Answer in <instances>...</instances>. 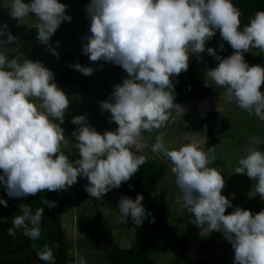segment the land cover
<instances>
[{
    "label": "clouds",
    "instance_id": "1",
    "mask_svg": "<svg viewBox=\"0 0 264 264\" xmlns=\"http://www.w3.org/2000/svg\"><path fill=\"white\" fill-rule=\"evenodd\" d=\"M66 7L60 0H11L8 12L18 21L34 13L38 21L35 38L58 57L49 40L62 21H71ZM86 12L90 34L82 44V54L93 62L118 65L127 74L113 86L110 97L99 102L101 111L107 110L117 127L101 134L87 122L86 115L72 116L70 122L79 126L71 134L79 158L69 160L61 151L65 142L61 124L70 101L58 88L53 72L40 61L19 56L9 59L0 52V184L9 197L66 189L78 177H86L84 190L101 199L128 181L145 162L144 155L130 150L133 146L140 150L142 132L160 128L173 109L184 112L174 103L171 77L187 71L190 53L204 52L206 41L217 31L233 52L221 57L216 49L207 47L218 64L206 76L225 90L226 102L264 120V93L260 91L264 67L250 66L243 55L250 48L264 52V10L255 12L242 28L241 12L232 0H89ZM7 29V24L0 26V37L6 36V40L0 39L4 45L16 40ZM218 48L223 50V44ZM70 67L85 76L93 72L92 67L79 63ZM152 151L171 162L170 171L184 206L194 216L193 224L207 225L209 233H222L233 249V264H264V209L253 214L236 206L225 214L233 205L222 194L224 176L210 166L216 159L214 147L205 151L201 140L172 147L161 133ZM233 173L254 180L256 195L264 200V151L249 147ZM143 198L139 193L135 199L121 196L119 216L141 225L150 215ZM41 203L49 209L55 206L44 198ZM0 205L7 207V201L0 198ZM18 209L21 214L12 218V227L37 240L44 208L33 213L30 205L20 204ZM36 255L42 261H54L47 244ZM76 264L86 261L81 257Z\"/></svg>",
    "mask_w": 264,
    "mask_h": 264
},
{
    "label": "rangeland",
    "instance_id": "2",
    "mask_svg": "<svg viewBox=\"0 0 264 264\" xmlns=\"http://www.w3.org/2000/svg\"><path fill=\"white\" fill-rule=\"evenodd\" d=\"M10 0H4L6 7L5 17L0 20V26L7 24L8 29L16 40L10 44L0 43V52L5 55L19 47L26 31L29 28H37L38 21L34 13L18 21L9 14ZM66 14L71 16V21H62L56 32L49 40V46L55 48L58 57L53 55L48 47L38 42L35 48V55L30 59L40 61L49 68L54 79L64 67L71 65L72 61H81L84 64L90 62L87 55L82 54V44L86 43L85 37L89 35L90 18L83 6L82 0H76L72 5L65 9ZM6 40V36L0 37ZM223 44V50L218 45ZM213 47L221 57H227L232 54L233 49L223 41L219 31L206 41L205 51L199 54L190 53L189 60L197 56L209 59L208 69L214 68L218 61L210 56L206 49ZM259 49L250 48L249 52L243 53L244 60L251 65H260L257 60ZM77 75L85 80L91 87L100 90L96 79L108 77L111 79L110 92L113 86L124 79L126 72L118 65L107 62L104 66L93 68L91 75L85 76L77 71ZM206 84L211 87L212 95L201 101H175L174 103L184 108V112L171 110L172 115L169 121L152 131L142 132L140 140V149L157 164L166 165V172L163 178L151 187V194L143 198L142 204L150 215L147 219L156 220L157 212L165 199L162 220L166 227L158 239L156 246L149 251V255L154 260V264H172L178 248V238L183 228V220L188 213L184 206L181 193L175 183V176L170 171L171 162L160 152H153L152 146L155 143L156 136L163 134V140L172 147H179L192 140H201L203 144L207 138V123L205 117L210 113H217L215 121L216 137L218 143L214 149L216 157L212 165L224 176V188L222 194L232 201V208H227L225 214L233 211V208L239 206L248 209L255 214L264 209V200H261L255 192V181L251 180L246 174L233 173L237 166V160L247 154L249 147L260 148L264 151V120H260L254 114H249L241 109L234 102H226L224 89L215 85L214 82L206 76ZM68 96L69 106L65 112L64 122L61 127L64 129L65 142L61 144V151L69 157V160L78 159V150L74 148L75 139L72 137V131L78 128V125L72 124L71 117L75 115H86L87 122L98 132L103 134L105 130H114L117 125L110 122V114L107 110L101 111L98 96L86 93L76 83H68L58 87ZM39 103V101H37ZM58 123V121H56ZM254 141H261L257 144ZM88 184L87 178H77V182L66 189L55 191L57 195L64 200L65 207L62 213V225L66 233L69 246V262L67 264H76L83 257L86 264H109L100 259L105 254L104 249H98V245L92 237H89L84 230V220L96 213V207L92 201L80 194V189ZM231 194H234V198ZM119 194L115 188L97 199L98 209L108 219L112 236L109 245L117 244L123 248H129L137 245L146 237L147 232L135 225L130 217L125 221L119 216L118 201ZM186 262L206 261L207 264H233V253L223 238L222 233L207 231V225L193 233L187 243Z\"/></svg>",
    "mask_w": 264,
    "mask_h": 264
},
{
    "label": "trees",
    "instance_id": "3",
    "mask_svg": "<svg viewBox=\"0 0 264 264\" xmlns=\"http://www.w3.org/2000/svg\"><path fill=\"white\" fill-rule=\"evenodd\" d=\"M11 1V0H10ZM83 6L89 3V0H82ZM66 6L72 5L76 0H60ZM233 4L239 8L241 15V28L248 22L249 18L258 10H264V0H232ZM6 7L4 0H0V20L5 17ZM37 28H29L19 47L10 51L6 56L11 59L19 56L21 59H31L36 51L35 48L38 40L35 38ZM257 60L264 67V52H259ZM79 63L82 66H90L99 68L104 66L105 61H90L84 64L81 61H72L71 65ZM209 67V59L202 56H197L188 62L187 71H182L178 75L171 77L174 85L175 101H201L212 95L210 86H206V73ZM127 75V74H126ZM126 75L124 78H126ZM55 82L58 87L68 83H76L82 91L98 96L100 101L110 97L111 79L103 77L96 79L101 86V89L91 87L85 80L77 75V70L70 67H64L55 77ZM260 91L264 93V83L260 87ZM217 113H210L205 117L207 123V138L203 147L205 151L209 147H216L218 139L216 137L215 121ZM172 115L170 113L169 121ZM135 155H144L145 162L140 166L138 171L125 182H122L119 188H115L119 196H127L135 199L136 195L142 194L144 198L151 194V187L158 183L166 172V165L157 164L153 159L148 157L141 149L136 150L133 146L131 149ZM2 174V171H0ZM85 188V187H84ZM84 188L80 189V194L89 198L96 207V213L93 216L87 217L84 220V230L89 237H92L98 249L102 248L105 251L101 260L109 264H154V260L149 255L158 239L161 237L166 223L162 220L164 212L165 199L162 197V202L157 212L156 220L149 222L150 219L145 218L139 227L147 232L143 241L135 246L123 248L117 244L109 245V240L112 236L108 219L98 209L97 198L91 197ZM0 198L7 201V207L0 205V264H67L69 262V246L62 225V213L65 207L64 200L60 198L55 191L38 192L35 195H27L21 197H9L6 194L5 186L0 184ZM44 199L54 201L55 206L49 209L47 205H43L41 201ZM28 204L34 213L39 207L44 208L43 216L40 221V237L33 241L24 234L23 229L12 227V218L20 215L18 205ZM194 216L188 211L183 220V228L178 238V248L172 264H207L206 261L186 262L185 254L186 247L190 236L203 229L206 225L198 227L193 224ZM30 227V226H29ZM230 250L233 249L229 241H227ZM35 244V247H33ZM47 244L52 249L54 261L45 262L38 259L36 253L43 245ZM53 245H56L53 247Z\"/></svg>",
    "mask_w": 264,
    "mask_h": 264
}]
</instances>
